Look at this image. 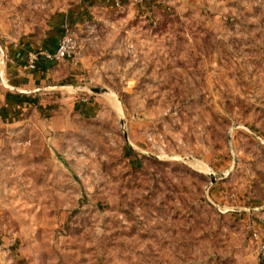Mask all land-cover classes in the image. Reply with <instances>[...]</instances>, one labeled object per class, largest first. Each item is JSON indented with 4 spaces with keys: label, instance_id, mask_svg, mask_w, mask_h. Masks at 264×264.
<instances>
[{
    "label": "rangeland",
    "instance_id": "obj_1",
    "mask_svg": "<svg viewBox=\"0 0 264 264\" xmlns=\"http://www.w3.org/2000/svg\"><path fill=\"white\" fill-rule=\"evenodd\" d=\"M78 1L0 0L2 31ZM72 25L79 67L0 121V264H264V0Z\"/></svg>",
    "mask_w": 264,
    "mask_h": 264
},
{
    "label": "crops",
    "instance_id": "obj_2",
    "mask_svg": "<svg viewBox=\"0 0 264 264\" xmlns=\"http://www.w3.org/2000/svg\"><path fill=\"white\" fill-rule=\"evenodd\" d=\"M116 1H120L122 7L133 5V0H79L67 11L53 16L48 22L49 31L38 36L31 32L29 35H21L17 39L10 40L2 31L0 21V54L2 52L4 55V58L0 56V121L16 109L20 112L21 107L27 106L26 102H38L39 92L53 90L57 80L69 75V65L74 70L79 67V64L76 67L68 61H50L44 55L45 52L57 50L65 31L64 27L73 23L78 25L84 16L92 13L107 9L115 10ZM139 1L137 6L151 9L160 0ZM32 53L38 55L36 68L26 70L24 67ZM94 100L95 102H88L87 106L93 108L98 106V99Z\"/></svg>",
    "mask_w": 264,
    "mask_h": 264
},
{
    "label": "built area",
    "instance_id": "obj_3",
    "mask_svg": "<svg viewBox=\"0 0 264 264\" xmlns=\"http://www.w3.org/2000/svg\"><path fill=\"white\" fill-rule=\"evenodd\" d=\"M139 0H133V5L139 4ZM115 6L121 8L122 4L120 1H116ZM45 57L54 62H64L68 61L74 65H78L77 55H78V41L73 34H67L59 43L58 48L54 52H45ZM37 54L32 53L28 58V62L24 67L26 70H33L36 68ZM88 99H85L87 101Z\"/></svg>",
    "mask_w": 264,
    "mask_h": 264
},
{
    "label": "water",
    "instance_id": "obj_4",
    "mask_svg": "<svg viewBox=\"0 0 264 264\" xmlns=\"http://www.w3.org/2000/svg\"><path fill=\"white\" fill-rule=\"evenodd\" d=\"M91 91L95 94H101L103 91L100 89H91Z\"/></svg>",
    "mask_w": 264,
    "mask_h": 264
}]
</instances>
